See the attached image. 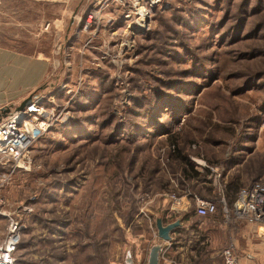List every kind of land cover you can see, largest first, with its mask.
<instances>
[{"label": "rangeland", "instance_id": "obj_1", "mask_svg": "<svg viewBox=\"0 0 264 264\" xmlns=\"http://www.w3.org/2000/svg\"><path fill=\"white\" fill-rule=\"evenodd\" d=\"M154 1L0 0V50L46 61L35 91L49 85L48 106L64 117L36 142L32 171L0 191L26 223L17 264L62 257L51 244L63 237L84 245L73 264H147L157 234L149 209L164 191L217 203L212 219L193 221L216 248L204 264H224L238 241L241 255L264 243L226 194L264 181V0ZM175 149L195 169H218L217 194L185 178ZM209 175L198 177L206 188Z\"/></svg>", "mask_w": 264, "mask_h": 264}, {"label": "built area", "instance_id": "obj_2", "mask_svg": "<svg viewBox=\"0 0 264 264\" xmlns=\"http://www.w3.org/2000/svg\"><path fill=\"white\" fill-rule=\"evenodd\" d=\"M104 8L117 2L126 5L128 0H103ZM140 14V13H139ZM148 15V14H147ZM95 15L91 14L90 18ZM136 21L143 24V18ZM128 19L131 15L127 16ZM147 18V17H146ZM90 25V23H88ZM54 97L44 96L31 103L26 109L19 110V107L11 108L0 122V191L6 183L11 180L14 174L31 172L34 166L32 156L33 148L38 140L52 131L58 121H64V117L55 114V109L48 106L54 102ZM66 116V115H65ZM201 167L209 169L212 173L218 169L208 166L206 163L198 162ZM216 186H218L216 182ZM220 186V185H219ZM221 203L225 215L230 214L224 196L220 188ZM172 200L171 211L173 214L181 215L194 210L200 218L213 216L218 211L217 203L201 198L197 195H170ZM235 218L246 220L247 223L258 226L259 236L264 238V181L258 180L242 188L233 206ZM0 217L7 221L6 235L0 244V264H17V253L22 245L23 236L26 230V223L22 220V211L10 209L6 202L0 198ZM156 238L160 239L156 234ZM161 240V239H160ZM173 239L169 242H162L160 260L167 261L168 255L173 247ZM224 264H241L233 246L223 251Z\"/></svg>", "mask_w": 264, "mask_h": 264}, {"label": "crops", "instance_id": "obj_3", "mask_svg": "<svg viewBox=\"0 0 264 264\" xmlns=\"http://www.w3.org/2000/svg\"><path fill=\"white\" fill-rule=\"evenodd\" d=\"M48 71V65L44 59L31 58L25 54L18 52L11 53L8 51L0 50V109L6 106L11 107L12 105H21L42 84L44 79L47 77ZM185 166L186 165H184V167ZM186 167L189 173L194 175L193 177H189L184 173L186 176L185 178H187L188 181H197V187L202 192L209 190L211 192V196H213V194H217L214 186L212 185V187L210 185L212 183L213 173L209 169L198 165L196 169L193 167V172H191L190 168L188 166ZM204 171H207L211 174L208 176L210 188L204 187L205 184L206 186L208 185L206 181L198 182V177L202 176V172ZM240 190L241 189L239 188L237 192H230L229 189H227L226 191V194L230 198V205L232 207L234 206L238 198ZM163 193L164 194H162L156 202V205L152 208L150 207L149 209V219L151 224L155 226V232L158 235V230L156 227L157 219L168 221L167 223L164 221L165 225L174 223L179 220L181 221V227L172 234L173 247L169 252L168 260H161V263L204 264L206 263L203 259L205 255L203 252H205V250H209V261L207 262L210 263V261L213 259L212 253L216 248L210 249L211 247L208 244L212 241H209V237H207L206 235L201 236L200 232H195L193 221L194 219H197L201 222L204 220H210L212 219V217H214V215L207 218H200L195 214V212L189 211L175 216L171 211L172 200L170 199L169 194H165V191ZM6 229L7 221L4 218L0 217V244L5 238ZM66 229L68 228L66 227ZM64 232L65 231L61 227V234H68ZM209 235L210 237H216L215 233H210ZM62 239L64 240H61L59 242L54 241L53 244H51L54 246H57L59 244L61 246V251H63L62 257H53V253H49L50 256L46 254L44 258H39L34 263L30 264H71V255L72 257L73 254H76V256H78V252L80 250L83 253L84 245H81L79 249L77 244L71 243L66 245L65 237H63ZM155 239V245L162 244V241L160 239L156 237ZM51 245L48 242H45L44 245L40 244V246H44L46 251L50 249L52 252ZM241 245L242 244L238 241V243L236 244L237 253ZM236 248L234 247L235 252ZM245 250L246 252L244 255L238 253L241 264H264V243H249ZM80 264H83V262H81Z\"/></svg>", "mask_w": 264, "mask_h": 264}, {"label": "water", "instance_id": "obj_4", "mask_svg": "<svg viewBox=\"0 0 264 264\" xmlns=\"http://www.w3.org/2000/svg\"><path fill=\"white\" fill-rule=\"evenodd\" d=\"M51 88V86H50ZM49 85H44L39 88L37 91L32 93L19 107V110L26 109L31 103L35 102L36 100L46 96V91H48ZM11 111L10 107H4L0 109V122L3 117ZM156 227L158 230V236L162 242H169L172 240V234L181 227V222L176 221L174 223H170L168 225L164 224L162 219L156 220ZM161 244L155 245L151 248L149 253V259L147 264H162L160 260V250ZM129 264H133L132 261H129Z\"/></svg>", "mask_w": 264, "mask_h": 264}, {"label": "trees", "instance_id": "obj_5", "mask_svg": "<svg viewBox=\"0 0 264 264\" xmlns=\"http://www.w3.org/2000/svg\"><path fill=\"white\" fill-rule=\"evenodd\" d=\"M175 143V142H174ZM175 152H176V157L179 159L180 163L183 165V171L186 175H188L189 177H193L194 175L193 174H190L187 167L188 166L190 168V171L193 172V164L190 163V161L188 160V158L186 156H184L181 152V149H175ZM184 165H186L184 167ZM240 186H236V187H233V185H229L228 186V189L229 191L231 192H237L239 190ZM175 216H178L177 214H174ZM175 218V217H174ZM166 223L168 221L164 220ZM134 264V263H133Z\"/></svg>", "mask_w": 264, "mask_h": 264}, {"label": "bare ground", "instance_id": "obj_6", "mask_svg": "<svg viewBox=\"0 0 264 264\" xmlns=\"http://www.w3.org/2000/svg\"><path fill=\"white\" fill-rule=\"evenodd\" d=\"M153 1H154V0H153ZM154 3H155V1H154ZM147 14H148V11H147V10H145V9H143V8L140 10V15L142 16L143 21H145V22H147V21H146Z\"/></svg>", "mask_w": 264, "mask_h": 264}]
</instances>
